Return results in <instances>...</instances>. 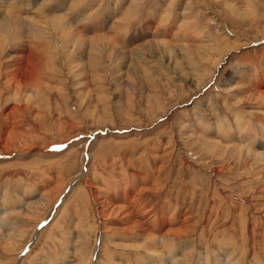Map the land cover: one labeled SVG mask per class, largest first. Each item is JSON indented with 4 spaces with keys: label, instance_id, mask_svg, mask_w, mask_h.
I'll use <instances>...</instances> for the list:
<instances>
[{
    "label": "rangeland",
    "instance_id": "1",
    "mask_svg": "<svg viewBox=\"0 0 264 264\" xmlns=\"http://www.w3.org/2000/svg\"><path fill=\"white\" fill-rule=\"evenodd\" d=\"M0 34L41 61L0 74V264H264V0H0Z\"/></svg>",
    "mask_w": 264,
    "mask_h": 264
},
{
    "label": "bare ground",
    "instance_id": "2",
    "mask_svg": "<svg viewBox=\"0 0 264 264\" xmlns=\"http://www.w3.org/2000/svg\"><path fill=\"white\" fill-rule=\"evenodd\" d=\"M16 1V0H15ZM15 3V2H14ZM1 7H2V5H1ZM5 9H6V7H5ZM8 12V11H7ZM11 12V11H10ZM13 12V11H12ZM16 14V13H15ZM5 15V14H4ZM7 15V14H6ZM7 17H10V19H8L7 21H5L4 22V24H2V29L4 28L5 29V27H7L9 30H7V31H9V32H15L14 31V29H16V27H17V29H21L22 28V23H21V21L19 20V19H15L14 18V16H12V15H8ZM58 18V17H57ZM54 19V18H53ZM55 21V20H54ZM63 21V20H62ZM69 22V21H68ZM55 26V25H54ZM56 27H58V26H56ZM55 27V28H56ZM67 27H69L70 28V26L67 24V25H64V26H62V31H64V30H67L68 28ZM56 30V29H55ZM57 31V30H56ZM55 31V32H56ZM58 31H60V30H58ZM18 32H20V30H18ZM76 33V32H75ZM68 34V33H67ZM1 35V34H0ZM63 35V34H62ZM59 36V35H58ZM65 37V36H64ZM80 38V37H79ZM6 39H7V34H3V36H0V74H1V72H8L9 70H12V72L16 75L15 77L17 78L18 76H19V74H20V76H22V78H21V80H20V82H19V84L20 85H22L23 83H24V80H25V78L23 77V75H24V73H28V71H34V72H36L38 69V66H39V62H41L40 60H39V56L36 54V55H33V54H31V51L33 50V48H32V50L30 49V52H29V54H28V50H29V48H28V45H29V43H28V45H26L27 46V48L25 47V45L23 44V42H20V41H15L16 42V44L14 45V47H13V49L12 48H9L8 49V47L6 46ZM56 39V38H55ZM10 41V40H9ZM81 41V40H80ZM84 41V40H83ZM9 44V43H8ZM31 44V43H30ZM38 44V43H37ZM41 44H42V42H41ZM12 45H13V43H12ZM33 46L35 45L36 46V44H32ZM16 46H20L18 49H16L15 50V53H16V56L14 57V59H11L10 61V67L7 65L6 66V63H7V54L9 53V52H13V50H14V48L16 47ZM30 46V45H29ZM33 46H31V47H33ZM38 46V45H37ZM30 47V48H31ZM42 47V46H41ZM40 48V47H39ZM171 48V47H170ZM221 51H220V56H219V58H218V60L216 61V65L215 66H217L219 63H221L222 61H221V59L225 56V54L228 52V51H230V49L227 51V49H226V51L227 52H225L224 53V51H223V49H220ZM35 51H36V49H35ZM38 51V50H37ZM45 51V50H44ZM223 51V52H222ZM33 53V52H32ZM43 54V53H42ZM5 55V56H4ZM13 56V55H12ZM44 56V55H43ZM42 56V57H43ZM46 56V55H45ZM223 56V57H222ZM44 59V58H43ZM44 61V60H43ZM41 67H43V66H41ZM5 72V73H6ZM12 73V74H13ZM30 73V72H29ZM37 73H39V72H36V74ZM31 74H32V72H31ZM35 74V73H34ZM35 74V75H36ZM33 75V74H32ZM1 76V75H0ZM34 76V75H33ZM12 78H13V76H12ZM28 78H29V76H28ZM30 78H31V76H30ZM13 83H14V80L13 79H9V80H7V83H5V86H6V88H11L12 87V85H13ZM5 91H6V89H5ZM9 91V90H8ZM260 96L261 97H263L264 96V92L263 91H261L260 92ZM238 117V116H237ZM225 123H227V120H225L224 121ZM248 141L250 142H252V143H254L252 140H249L248 139ZM252 146V145H251ZM250 146H247L246 144H245V146H244V148H249ZM246 150V149H245ZM248 150V149H247ZM248 151H251V150H248ZM247 151V152H248ZM251 153V152H250ZM254 156H257V154H254ZM262 156V155H261ZM139 228V227H138ZM182 231H184L183 230V228L181 227V228H179L178 230H174V232L176 233V235H178V234H180ZM154 238V237H153Z\"/></svg>",
    "mask_w": 264,
    "mask_h": 264
},
{
    "label": "crops",
    "instance_id": "3",
    "mask_svg": "<svg viewBox=\"0 0 264 264\" xmlns=\"http://www.w3.org/2000/svg\"><path fill=\"white\" fill-rule=\"evenodd\" d=\"M240 76V75H239Z\"/></svg>",
    "mask_w": 264,
    "mask_h": 264
}]
</instances>
